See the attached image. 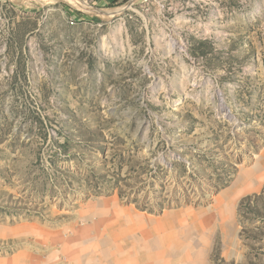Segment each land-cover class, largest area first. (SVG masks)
I'll return each instance as SVG.
<instances>
[{
  "label": "rangeland",
  "instance_id": "obj_1",
  "mask_svg": "<svg viewBox=\"0 0 264 264\" xmlns=\"http://www.w3.org/2000/svg\"><path fill=\"white\" fill-rule=\"evenodd\" d=\"M257 178L213 264H264V0H0V254L88 198L208 206Z\"/></svg>",
  "mask_w": 264,
  "mask_h": 264
},
{
  "label": "crops",
  "instance_id": "obj_2",
  "mask_svg": "<svg viewBox=\"0 0 264 264\" xmlns=\"http://www.w3.org/2000/svg\"><path fill=\"white\" fill-rule=\"evenodd\" d=\"M261 184L247 180L208 206L160 211L113 195L84 200L57 226L42 225L34 244L0 254V264H213L234 239V201Z\"/></svg>",
  "mask_w": 264,
  "mask_h": 264
},
{
  "label": "bare ground",
  "instance_id": "obj_3",
  "mask_svg": "<svg viewBox=\"0 0 264 264\" xmlns=\"http://www.w3.org/2000/svg\"><path fill=\"white\" fill-rule=\"evenodd\" d=\"M220 98H221V110L224 111V110H226V107H225V105L223 104L222 97H220Z\"/></svg>",
  "mask_w": 264,
  "mask_h": 264
}]
</instances>
